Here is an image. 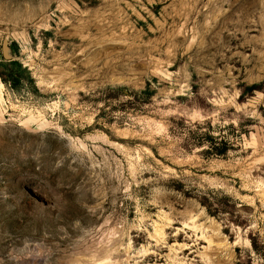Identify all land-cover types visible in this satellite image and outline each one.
<instances>
[{"label": "rangeland", "instance_id": "rangeland-1", "mask_svg": "<svg viewBox=\"0 0 264 264\" xmlns=\"http://www.w3.org/2000/svg\"><path fill=\"white\" fill-rule=\"evenodd\" d=\"M0 264H264V0H0Z\"/></svg>", "mask_w": 264, "mask_h": 264}, {"label": "water", "instance_id": "water-1", "mask_svg": "<svg viewBox=\"0 0 264 264\" xmlns=\"http://www.w3.org/2000/svg\"><path fill=\"white\" fill-rule=\"evenodd\" d=\"M2 52H3V55L5 57V55H6V46L5 45L2 46Z\"/></svg>", "mask_w": 264, "mask_h": 264}]
</instances>
